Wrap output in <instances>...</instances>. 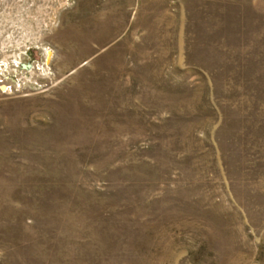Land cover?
<instances>
[{"label":"rangeland","instance_id":"obj_1","mask_svg":"<svg viewBox=\"0 0 264 264\" xmlns=\"http://www.w3.org/2000/svg\"><path fill=\"white\" fill-rule=\"evenodd\" d=\"M0 264H264V0H0Z\"/></svg>","mask_w":264,"mask_h":264}]
</instances>
